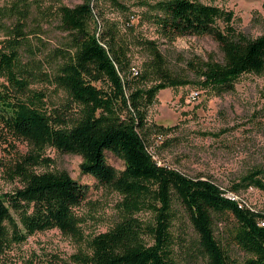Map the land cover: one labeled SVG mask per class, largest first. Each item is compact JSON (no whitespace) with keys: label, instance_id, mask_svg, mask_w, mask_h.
<instances>
[{"label":"trees","instance_id":"1","mask_svg":"<svg viewBox=\"0 0 264 264\" xmlns=\"http://www.w3.org/2000/svg\"><path fill=\"white\" fill-rule=\"evenodd\" d=\"M94 1L100 0L58 7L67 39L56 52V70L47 74L79 107L76 115L71 105L49 110L46 94L30 89L43 73L42 63L21 21L12 37L8 27L0 41V125L31 146L11 169L22 186L0 194V256L39 231L57 228L77 242L75 264H180L175 229L184 218L178 227L184 232L185 222L192 227L189 241L203 264H264V211L225 195L242 187L264 188L262 170L249 172L230 189L208 177L190 176L154 157L147 126L148 108L160 90L192 82L170 68L159 40L212 36L222 59L209 56L194 70L200 83L221 93L233 90L243 74L264 76V33L249 36L235 27L231 10L200 0L153 3L147 19L159 39L127 31L133 29L130 22L123 31L103 16L99 30ZM132 44L148 53L142 70L133 65ZM50 147L81 155L82 173L121 196L110 228L86 232L76 208L87 198L88 184L66 170L38 171L39 165H49L44 154ZM107 151L125 168L110 164ZM218 219L225 221L220 236ZM234 248L241 257L232 255Z\"/></svg>","mask_w":264,"mask_h":264},{"label":"rangeland","instance_id":"2","mask_svg":"<svg viewBox=\"0 0 264 264\" xmlns=\"http://www.w3.org/2000/svg\"><path fill=\"white\" fill-rule=\"evenodd\" d=\"M84 0H0V41L21 21L26 35L31 39L35 57L41 60V71L30 84L32 91L46 94L49 110L71 105V114L79 107L70 101L66 91L51 81L57 68L56 52L67 39L57 14L60 5H76ZM120 5L100 0L95 3L98 29L102 16L117 22L123 31L127 23L133 29L127 31L159 39L156 27L147 19V11L157 0H119ZM231 10L234 25L251 37L264 33V0H200ZM9 7V15L5 13ZM23 13V14H22ZM170 68L180 77L192 80L180 86H168L159 91L155 102L148 108L150 151L161 163L190 176L208 177L224 189H230L243 176L253 170H262L264 179V76L246 73L240 76L233 90L217 92L204 86L196 76L197 62L213 56L223 57L219 43L210 35H184L172 43L159 40ZM133 65L142 70L147 51L132 44ZM28 59V58H26ZM198 91V96L192 95ZM160 129V130H159ZM31 149L23 139L17 138L0 125V194L22 186L19 178H13L11 169ZM49 165H39L38 171L66 170L77 181L90 187L87 198L76 208L84 218V228L89 234L105 231L117 215V203L121 196L99 185L96 179L81 171L83 158L79 154L48 148L44 154ZM107 161L118 170L125 168L122 159L107 151ZM245 203L264 211V188L249 186L238 191ZM142 216L148 217L149 213ZM176 226V251L180 264H203L189 239L194 231L187 222V232ZM225 221L218 219L217 235H221ZM78 244L70 235L54 228L39 231L26 241L14 245L0 256V264H75L72 255ZM232 255L241 257L234 248Z\"/></svg>","mask_w":264,"mask_h":264},{"label":"built area","instance_id":"3","mask_svg":"<svg viewBox=\"0 0 264 264\" xmlns=\"http://www.w3.org/2000/svg\"><path fill=\"white\" fill-rule=\"evenodd\" d=\"M192 96L196 98V96H198V91H195ZM225 195L230 199H236L241 205H247L245 203V200L243 199L241 195H239V193H236L233 191H227ZM247 206H250V205H247ZM261 224L264 225V219L261 221Z\"/></svg>","mask_w":264,"mask_h":264}]
</instances>
